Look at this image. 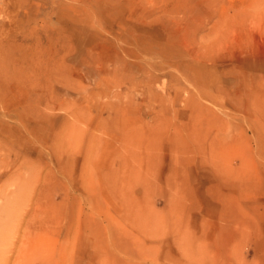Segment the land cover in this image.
I'll return each mask as SVG.
<instances>
[{"label": "rangeland", "instance_id": "1", "mask_svg": "<svg viewBox=\"0 0 264 264\" xmlns=\"http://www.w3.org/2000/svg\"><path fill=\"white\" fill-rule=\"evenodd\" d=\"M0 264H264V0H0Z\"/></svg>", "mask_w": 264, "mask_h": 264}]
</instances>
